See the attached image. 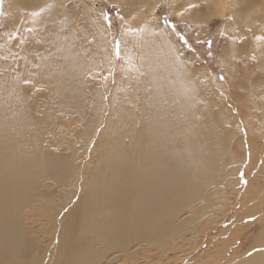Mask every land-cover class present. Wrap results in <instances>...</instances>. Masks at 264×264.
I'll return each mask as SVG.
<instances>
[{
	"label": "bare ground",
	"instance_id": "obj_1",
	"mask_svg": "<svg viewBox=\"0 0 264 264\" xmlns=\"http://www.w3.org/2000/svg\"><path fill=\"white\" fill-rule=\"evenodd\" d=\"M113 1L124 19L120 52L129 71L107 107L112 60L97 10L82 8L87 28L63 4L16 0L28 9L19 25L21 16L12 23L15 11L6 10L10 23L3 20L7 31L0 34V56L10 61L0 64V71L7 68L0 74V264H101L109 251L134 255L127 249L138 242L166 251L170 241L189 235L186 231L202 241V231L225 217L218 211L224 175L240 171L230 149L231 131L224 128L229 113L216 107L219 99L206 75L188 66L161 28L151 0ZM174 1L177 17L208 19L229 12L238 30L253 26L258 36L264 32L259 25L264 0H168V5ZM45 19L53 23L46 30ZM11 32L20 34L14 44L5 39ZM27 36L33 40L25 43ZM92 75L100 82L92 83ZM24 80L42 93L30 94L32 89L20 86ZM57 113L73 123L67 127L69 145L60 136L64 123ZM258 170L264 177V159ZM50 180L57 189L43 188ZM258 191L264 193V186ZM39 203L52 204L48 211L60 214L48 247L37 243L25 223ZM243 213L225 228L228 236L215 242L214 250L230 244L247 224L239 222ZM254 220L260 229L248 250L211 264H264V215Z\"/></svg>",
	"mask_w": 264,
	"mask_h": 264
},
{
	"label": "rangeland",
	"instance_id": "obj_2",
	"mask_svg": "<svg viewBox=\"0 0 264 264\" xmlns=\"http://www.w3.org/2000/svg\"><path fill=\"white\" fill-rule=\"evenodd\" d=\"M238 2L240 4L242 0H238ZM249 2L253 4L255 0H249ZM48 3L66 5L67 9L76 15L74 18H79L78 22L84 28H87L88 20L82 8L86 9L89 7L92 11L94 9L100 13L102 22L104 21L105 31L107 32H104V41L105 43L108 41V51H106L110 54L112 60L111 73L108 77L110 83L107 85L108 90L105 97V105L107 107L116 83L121 82L124 75L129 71L120 52L122 31L125 25L118 4L113 0H78L77 5L74 6V0H44V5L48 6ZM175 4L176 2L174 1L169 6L168 0H151L150 2L152 11L159 20L160 26H162L161 28L178 44L181 56L185 58L188 66L192 70L197 72L201 71L206 75V85L213 88L216 92L217 100L219 99L218 102H222V104L217 102L216 107L224 109L229 113L230 122L226 123L224 128L230 129L231 131L230 149L234 153L235 158L240 160V164L236 166L240 171L236 174L237 176L231 177L229 171L224 175L227 189L225 188L218 195V200L222 203L218 211L223 212L225 217L214 227L210 226V229H203L204 231L202 233L205 232V236L202 241H193L190 238L191 233L186 231L189 235H186L184 239L176 238L172 242L170 241V245L166 251H163L160 247L147 249L143 243L138 242L130 245L127 249V252H132L134 255L128 256L123 251L118 250L109 251L106 253L104 262L101 264L220 263L222 259L232 257L233 255H242L243 252L248 250V246L252 243L254 237L257 236L260 229V224L255 222L256 220L254 219L264 215L263 209L261 208L264 207V193L258 191L260 187L264 186V177L259 175L258 170L264 159V32L258 36V32L253 26H243L241 30H238V24L235 23L233 26L232 17L229 12L225 15L213 16L208 19L205 17L204 19L201 17L196 19L191 17H177L172 13ZM21 8V4L17 3L16 0H0V34L2 37H4L7 31L3 27V20L5 19L6 25L10 23V17L6 13V10L13 9V12L15 11L13 19L16 15L17 17L19 15L21 16L19 20L17 19V24L19 25L18 21L20 23L25 22L28 14V9ZM203 11L204 7L198 13ZM6 14L8 15V19H6ZM46 20H43L42 23L46 26L45 30L50 24H53L51 21ZM259 20V25L261 23L262 31H264V12H262ZM15 21L14 19L12 23H16ZM27 28H25L27 31L31 30L30 27V29ZM15 33L11 32L6 35L5 39L9 42L11 41V44H14L20 39V34L16 33V35ZM32 40L28 36L24 38L25 43L31 42ZM117 44L119 45V56L115 52V46ZM2 63L9 64L10 61L7 57L3 58L0 56V64ZM6 70L7 68H4L3 71H0V74L5 73ZM12 70L10 69L9 72L12 73ZM133 73L132 71L130 75ZM90 81L92 83L96 81L100 82L99 77L94 75L90 76ZM101 84L104 85L103 79ZM20 86L32 89V91H29L30 94L33 93L32 95L37 97L42 93L41 89L34 88L32 83L25 86L24 81H22ZM37 89L39 90L37 91ZM106 115L107 113H104L103 117L106 118ZM56 119L62 120L64 123V127L59 130L61 138L64 139V145L71 144L72 137L69 136L67 127L73 123L71 121L67 122L69 117L61 113L56 114ZM74 122H77V119ZM93 147L94 142H92L87 150V154ZM89 159L90 157L85 162L88 163ZM88 171L89 167H85L84 172ZM43 188L54 190L58 188V185L56 182L50 180L43 183ZM211 190L212 188L210 190L208 189V191ZM250 193H255V195L251 196ZM244 199L247 200L244 201ZM56 201L55 199L54 203ZM38 205V208L36 207L30 211L31 213L28 214L25 223L29 232L31 231L29 234L33 235L37 243L42 247H48L55 241L54 232L59 227V220L56 217L60 216V214L53 216L48 211V208L51 209L53 207L52 204L39 203ZM199 205L196 204L193 208L197 211ZM253 205L256 208H252ZM252 209H255V212ZM189 212V210L185 211L179 220ZM242 213L243 216L239 219V222L241 226L247 223L244 226L245 228L243 227V229L238 230L240 232H235V237L230 244L214 250L213 245L218 241L223 243L227 238L228 235L224 231L225 228L231 222L235 223L236 217ZM54 218L58 221L55 222L53 220ZM248 224H250L249 228L247 227ZM251 224L252 227H250ZM220 231L221 233H219ZM223 234L225 235L222 237ZM95 247H98V245H95ZM208 252L209 255L207 256ZM158 255H161L162 258L159 259ZM202 257L206 259L205 262L197 263ZM181 258L182 260H180Z\"/></svg>",
	"mask_w": 264,
	"mask_h": 264
},
{
	"label": "snow or ice",
	"instance_id": "obj_3",
	"mask_svg": "<svg viewBox=\"0 0 264 264\" xmlns=\"http://www.w3.org/2000/svg\"><path fill=\"white\" fill-rule=\"evenodd\" d=\"M115 52H116V55L117 56H119V45L117 44L116 46H115ZM31 83V81H29V80H24V84H30ZM39 89H37V91H38Z\"/></svg>",
	"mask_w": 264,
	"mask_h": 264
}]
</instances>
